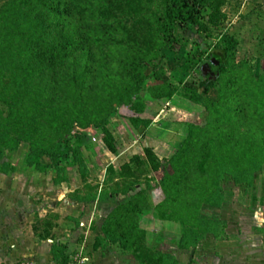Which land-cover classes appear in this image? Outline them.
<instances>
[{"label":"trees","instance_id":"1","mask_svg":"<svg viewBox=\"0 0 264 264\" xmlns=\"http://www.w3.org/2000/svg\"><path fill=\"white\" fill-rule=\"evenodd\" d=\"M226 1L8 0L0 8V101L8 111L4 119L0 117V152L3 146L15 150L26 143L27 166L39 173L53 169L55 185L67 180L63 162L77 164L84 179L86 166L73 145L84 133L75 127L99 130L103 144L116 154L115 139L106 126L117 113L116 105H128L146 90L147 82L157 78L156 72L146 74L144 62L152 65L158 60L152 65L156 69L164 52L185 49L187 40L180 33L191 31L195 38L192 50L184 53L182 68L192 79L205 75L204 92L183 81L177 87L167 83L147 91L164 89L159 97L166 101L176 97L201 108L206 123L196 124L192 118L184 122L188 135L166 165L145 149L121 167V175L160 176L155 188L165 199L158 210L169 209L171 217L187 227L178 243L181 250L196 249L207 236L222 239L223 221L197 218L195 213L201 205L222 207L225 181L252 187L264 160V73L256 79L242 75L252 70L245 62L240 65L245 71L234 74L239 69L233 65L238 41L229 34L220 33L216 44L208 42L209 25L219 27L226 18L221 11ZM207 11L211 13L205 23ZM5 72L9 76L3 81ZM216 88L219 94L212 99L209 92ZM130 124L148 129L152 122L131 118ZM44 158L48 164L42 163ZM137 184L99 196L91 193L78 202L130 198L109 215L104 238L95 248L119 244L126 250L137 240L144 245L146 233L139 215L150 198L136 189ZM67 252L65 244L51 250L58 264L69 263ZM142 264L180 263L172 255L149 252Z\"/></svg>","mask_w":264,"mask_h":264},{"label":"rangeland","instance_id":"2","mask_svg":"<svg viewBox=\"0 0 264 264\" xmlns=\"http://www.w3.org/2000/svg\"><path fill=\"white\" fill-rule=\"evenodd\" d=\"M7 1L0 0V8ZM221 11L226 18L219 27L209 25L212 36L208 42L216 44L222 32L234 37L238 48L233 65L239 67L234 74L241 75L245 68L240 69V65L246 62L247 69H252L251 74L242 75L256 79L264 73V0H227ZM210 13L207 11L206 17ZM207 21L208 17L205 23ZM180 34L187 40L185 49L177 53L164 52V60L156 69L152 65H157L158 60H154L152 65L144 62L142 66L146 74L156 72L157 78L147 82L146 90L128 105H116L117 113L106 125L115 139L116 154L110 153L103 144L99 130L75 127L84 133L83 139L73 144L80 150L86 166L84 179L77 164L63 162L67 180L55 185L53 169L39 173L27 166L30 150L26 143H20L15 150L1 147L0 264H17L22 258L29 263L38 253L36 246L45 245L52 250L54 245L63 244L68 245L70 257L86 258L97 250L106 258L102 253L104 250L116 264H142L149 252L172 255L180 264H264V160L260 171L254 175L252 187L245 189L225 181L221 184L226 200L222 207L201 205L195 217L223 221L224 237L214 239L207 236L196 249L190 250H181L178 246L187 227L175 216L171 217L169 209L158 210L165 199L163 193L155 188L160 176L140 172L136 178L121 175V167L135 155H143L145 149L152 150L161 164L166 165L188 135L184 122L192 118L196 124L204 126L206 123L207 114L201 108L176 97L166 101L159 97L164 89H154V94L147 91L167 83L177 87L183 81L186 84L192 82L200 93L204 92L201 82L205 75L197 74L192 79L182 68L184 53L192 50L195 35L191 31ZM8 76L9 73H3L2 80H7ZM218 94L219 88H216L209 92V97L216 99ZM7 113V107L0 101V117L4 119ZM131 118L149 120L152 125L148 129L143 126L134 129L130 124ZM42 163L48 164L49 161L44 158ZM134 182L138 183L136 189L146 191L150 198L148 206L139 215L140 227L146 233L144 245L137 240L126 250L119 244L109 245L107 249L95 248L98 239L104 238V225L109 215L130 198L119 195L105 203L83 205L78 202L91 193L99 196L124 189ZM148 185L154 190L148 189Z\"/></svg>","mask_w":264,"mask_h":264},{"label":"crops","instance_id":"3","mask_svg":"<svg viewBox=\"0 0 264 264\" xmlns=\"http://www.w3.org/2000/svg\"><path fill=\"white\" fill-rule=\"evenodd\" d=\"M48 243H52V241H48ZM36 248L38 250L37 251L38 253L34 255L35 256L34 259H31L28 262L33 263V264H58L52 256L51 247H46L45 245L44 246L42 245L41 247L36 246ZM102 253L105 254L107 257L103 258V255H99L97 253V250L92 251V254L86 257L88 259V263L89 264H109L110 262L111 264H116V262L113 261V259L109 257L107 251L102 250ZM21 256L23 257L25 255L21 254ZM107 258L109 259L107 260ZM25 261L27 262V259L22 258L21 260L17 262V264L20 262H25Z\"/></svg>","mask_w":264,"mask_h":264},{"label":"built area","instance_id":"4","mask_svg":"<svg viewBox=\"0 0 264 264\" xmlns=\"http://www.w3.org/2000/svg\"><path fill=\"white\" fill-rule=\"evenodd\" d=\"M18 264H33V263L20 262ZM68 264H89V263H88V259L87 258L76 256V257H70V260H69Z\"/></svg>","mask_w":264,"mask_h":264}]
</instances>
